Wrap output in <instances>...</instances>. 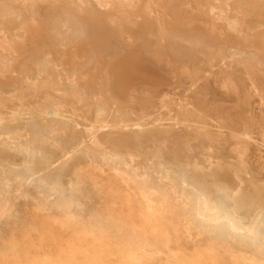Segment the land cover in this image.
<instances>
[{"label": "rangeland", "instance_id": "1", "mask_svg": "<svg viewBox=\"0 0 264 264\" xmlns=\"http://www.w3.org/2000/svg\"><path fill=\"white\" fill-rule=\"evenodd\" d=\"M0 4L10 10L0 20V148L13 117L37 127L31 111L55 108L45 132L21 140L31 162L50 186L87 173L91 195L104 192V209L76 207L77 232L56 260L29 264H264V226L256 243L247 231L264 205V0ZM164 166L201 188L223 186L214 174L230 179L238 230L191 224ZM14 190L11 205L35 218L31 191ZM58 190L50 204L71 207L72 194Z\"/></svg>", "mask_w": 264, "mask_h": 264}, {"label": "bare ground", "instance_id": "2", "mask_svg": "<svg viewBox=\"0 0 264 264\" xmlns=\"http://www.w3.org/2000/svg\"><path fill=\"white\" fill-rule=\"evenodd\" d=\"M33 7L34 5H31L30 9H33ZM9 13L10 10L7 6L0 4V20H4ZM58 37L59 33L54 35V39ZM43 62H37V65ZM25 84L27 85L28 82H25ZM19 90L21 92L20 88ZM20 96H22V93H20ZM31 114V119L37 127L31 121H27L25 117H13L11 120L16 123L17 127L9 132V143L0 148V264H29L45 257L57 258L63 250L65 243L68 242L69 233L71 235L76 234L80 224L75 214L76 207H81L87 214L93 212L94 209H104V192L102 191L96 196L91 195L92 185L89 183L91 178L87 173L80 174L79 180L74 185L69 184L66 188L56 182L50 186L45 181L37 164L32 163L29 158V148L26 145L24 146L21 140L29 137L33 132H38L39 134L45 132L47 127L57 119L58 113L55 108L45 106L39 111H31ZM4 121V119L0 118V124H3ZM152 158L159 159V166L163 165L161 162L164 159L163 156L157 154V156H153ZM3 162L7 165L6 169L2 167ZM150 164L148 163V165ZM164 168L167 174H176V179L182 187V190L186 193L184 210L186 213L185 216H187L186 218L190 220L191 224L198 222L204 229L215 228L217 226L222 229H228L231 233L238 230L237 223L239 222L236 214L239 212V209L235 200L238 198L240 189H237L230 179H223L221 176L214 174L208 177L210 179H216L223 186L220 188L208 184V188H201L193 183L186 171L167 166H164ZM9 170L14 175L13 182L8 181L5 175ZM27 173H30L32 177L25 184L24 181ZM144 176H146L145 173L142 177ZM81 181L88 183L89 187L87 190L80 188L79 183ZM24 185L31 191L29 204L36 214L34 215L33 213L32 215L36 216L35 218H29V215V217L26 216V210L24 214L16 202L11 205L9 199L11 197V188H15V193H20ZM238 185H244V182L239 181ZM58 189L64 193L72 194L71 207L59 210L47 200V198L55 197L59 191ZM112 201H116V199L109 197L107 200L108 205ZM260 226H264V205L256 208L254 218L248 226L247 231L251 236V241L254 243L259 241L260 235L258 234V230ZM131 242L133 244L135 241L131 240Z\"/></svg>", "mask_w": 264, "mask_h": 264}]
</instances>
